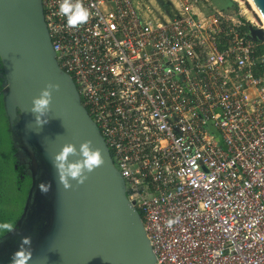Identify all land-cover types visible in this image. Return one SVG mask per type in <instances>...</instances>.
<instances>
[{"label": "built area", "instance_id": "built-area-1", "mask_svg": "<svg viewBox=\"0 0 264 264\" xmlns=\"http://www.w3.org/2000/svg\"><path fill=\"white\" fill-rule=\"evenodd\" d=\"M169 1L82 0L91 16L77 28L60 0L42 3L156 264H264V55L249 25L264 26Z\"/></svg>", "mask_w": 264, "mask_h": 264}, {"label": "water", "instance_id": "water-1", "mask_svg": "<svg viewBox=\"0 0 264 264\" xmlns=\"http://www.w3.org/2000/svg\"><path fill=\"white\" fill-rule=\"evenodd\" d=\"M253 1L264 16V0ZM249 36L264 43V29L249 25ZM0 62L4 110L11 123L21 113L17 140L32 169L22 215L0 238V264H11L22 237H31L28 264H156L141 214L127 197L105 139L75 81L58 64L42 0H0ZM50 84L59 87L41 118L47 122L38 125L33 100ZM89 141L104 163L85 170L83 183L70 179L65 189L53 159L71 144L76 153L69 162L80 161V146Z\"/></svg>", "mask_w": 264, "mask_h": 264}, {"label": "clouds", "instance_id": "clouds-1", "mask_svg": "<svg viewBox=\"0 0 264 264\" xmlns=\"http://www.w3.org/2000/svg\"><path fill=\"white\" fill-rule=\"evenodd\" d=\"M58 15L66 19L68 27L77 28L88 22L91 12L89 8L83 4L82 0H60ZM58 87V85H48L41 92V95L33 100L31 111L36 114V122L38 125L47 122L41 118L45 117V111L51 103L52 90L58 89ZM75 153V146L67 144L63 146L62 150L53 159V165L57 170L58 180L65 189L71 187L69 183L70 179L76 180L78 183H83V174L85 170L91 172L104 163L101 151L99 149H93L90 141L80 146V154L83 159L77 162H69V156ZM42 190L47 192L48 186L47 189ZM175 222V220H169L168 226L171 227ZM3 230L12 232L14 229L10 223L0 222V231ZM30 259H32L31 237H22L19 250L13 254L11 264H28Z\"/></svg>", "mask_w": 264, "mask_h": 264}, {"label": "flooded vegetation", "instance_id": "flooded-vegetation-1", "mask_svg": "<svg viewBox=\"0 0 264 264\" xmlns=\"http://www.w3.org/2000/svg\"><path fill=\"white\" fill-rule=\"evenodd\" d=\"M2 85L3 68L0 62V191L9 196L5 200L7 203L4 206L2 204L5 202L3 197L0 199V218H8L9 215L17 212V200L20 198L28 179L31 180L32 185V169L30 155L17 140L21 121L20 111H18L13 123H11L5 110L4 114L2 113V107L4 108ZM10 153L15 159L14 171H10V164H8ZM4 211L6 213L3 215Z\"/></svg>", "mask_w": 264, "mask_h": 264}, {"label": "trees", "instance_id": "trees-1", "mask_svg": "<svg viewBox=\"0 0 264 264\" xmlns=\"http://www.w3.org/2000/svg\"><path fill=\"white\" fill-rule=\"evenodd\" d=\"M235 4L237 5V10H239L238 4L237 3H235ZM258 54L264 55V43H260V45L258 47ZM2 113L4 114V108L3 107H2ZM8 159H9L8 160V164H10V171H14V161H15V159L13 158V156H12L11 153H10ZM30 186H31V180L28 179L27 180V183H26V186L24 187L23 192H22L20 198L17 200L18 201V207H17L18 209H17V212L15 214L9 215L8 218L1 217L0 218V222H8V223H10L12 225V228H14L16 226V223L20 219L21 214L23 212V209H24V206H25L27 197H28V193H29V190H30ZM8 197H9L8 195H6L5 193H1V191H0V199L2 198L5 201ZM5 203H7V202L5 201L4 203H2L3 206H4ZM5 213L6 212L4 211L3 212V215ZM9 232L10 231H8V230L0 231V238L4 237Z\"/></svg>", "mask_w": 264, "mask_h": 264}, {"label": "rangeland", "instance_id": "rangeland-1", "mask_svg": "<svg viewBox=\"0 0 264 264\" xmlns=\"http://www.w3.org/2000/svg\"><path fill=\"white\" fill-rule=\"evenodd\" d=\"M158 4L163 7V12H168L170 9H173V4L169 0H157ZM213 6H216L222 10L230 9L238 12V7L242 10V13L249 17L251 20H257V22L263 25L261 18L253 11L251 5L247 2V0H211ZM154 7H157V3L152 1Z\"/></svg>", "mask_w": 264, "mask_h": 264}, {"label": "bare ground", "instance_id": "bare-ground-1", "mask_svg": "<svg viewBox=\"0 0 264 264\" xmlns=\"http://www.w3.org/2000/svg\"><path fill=\"white\" fill-rule=\"evenodd\" d=\"M247 2L251 5L253 11L261 18V20L263 22V26H264V16L261 13V11L258 9L256 4L254 3V1L253 0H247Z\"/></svg>", "mask_w": 264, "mask_h": 264}]
</instances>
